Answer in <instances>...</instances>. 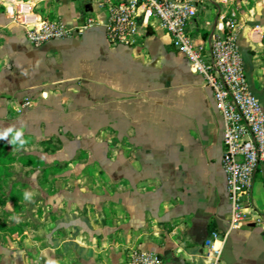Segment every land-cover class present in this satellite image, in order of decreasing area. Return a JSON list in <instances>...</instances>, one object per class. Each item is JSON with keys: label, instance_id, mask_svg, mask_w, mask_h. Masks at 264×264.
Here are the masks:
<instances>
[{"label": "crops", "instance_id": "0c3cea01", "mask_svg": "<svg viewBox=\"0 0 264 264\" xmlns=\"http://www.w3.org/2000/svg\"><path fill=\"white\" fill-rule=\"evenodd\" d=\"M9 1L0 0V127L23 124L26 143L7 179L22 233H8L0 264H128L132 249L163 264H204L207 237L228 229L224 124L170 35L140 15L134 43L110 45L105 26L122 0H38L44 20L94 23L33 46L8 19ZM197 8L187 31L199 46L236 15L243 74L264 109V0H198ZM246 212L263 224L230 231L220 264H264V164Z\"/></svg>", "mask_w": 264, "mask_h": 264}, {"label": "built area", "instance_id": "2783aa9c", "mask_svg": "<svg viewBox=\"0 0 264 264\" xmlns=\"http://www.w3.org/2000/svg\"><path fill=\"white\" fill-rule=\"evenodd\" d=\"M38 0L9 1L6 15L11 23L24 29L27 40L40 46L51 40L80 35L94 21L68 29L62 21L44 20L34 13ZM198 0H122L110 9L105 26L110 45H132L138 32L140 15L155 17L171 37L172 47L182 55L192 72L200 76L214 100L224 124L222 166L230 201L228 229L213 231L203 244L204 264H220L230 231L262 225L260 215L250 220L246 212L254 176L264 164V109L248 88L239 46L234 13L224 18V32L213 36L209 45H196L187 27L196 17ZM29 101L21 104L28 106ZM128 264H163L154 253L132 249Z\"/></svg>", "mask_w": 264, "mask_h": 264}, {"label": "rangeland", "instance_id": "374dc122", "mask_svg": "<svg viewBox=\"0 0 264 264\" xmlns=\"http://www.w3.org/2000/svg\"><path fill=\"white\" fill-rule=\"evenodd\" d=\"M0 148L2 149L0 151V162L3 164L0 165V245L3 243H7L6 238L8 233L9 234H18L22 233L20 230L18 224L21 222L20 220L22 217L16 216L18 219H14L15 216H12L9 214L10 212V203L12 200H9L7 198V190H8V184H7V179L8 175L13 173L14 168L20 169V167H13L10 166V162L17 160H23L22 158V152L23 150L20 148H11L8 146L7 148L5 146H2L0 144ZM11 201V202H10ZM9 228H12L14 231L8 230ZM19 229V230H17ZM1 247V246H0ZM1 257V256H0Z\"/></svg>", "mask_w": 264, "mask_h": 264}, {"label": "clouds", "instance_id": "9594fccd", "mask_svg": "<svg viewBox=\"0 0 264 264\" xmlns=\"http://www.w3.org/2000/svg\"><path fill=\"white\" fill-rule=\"evenodd\" d=\"M11 136V139H8ZM23 124L19 128L16 127L15 124H10L6 128L0 127V140H7L9 145H17L19 147H23L26 143V140L23 138ZM25 200L31 202L32 194L29 191H25L24 193ZM14 219H18L14 217ZM47 264H58L57 261L49 259Z\"/></svg>", "mask_w": 264, "mask_h": 264}, {"label": "trees", "instance_id": "16d2710c", "mask_svg": "<svg viewBox=\"0 0 264 264\" xmlns=\"http://www.w3.org/2000/svg\"><path fill=\"white\" fill-rule=\"evenodd\" d=\"M21 103H22V102H21ZM21 103H20V104H21ZM1 150H2V149L0 148V151H1ZM2 164H3V163H2V162H0V165H2ZM0 258H1V257H0Z\"/></svg>", "mask_w": 264, "mask_h": 264}]
</instances>
